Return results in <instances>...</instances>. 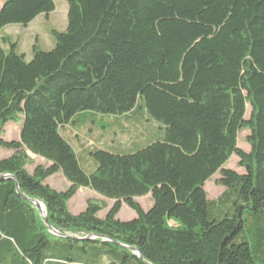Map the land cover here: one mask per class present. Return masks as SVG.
Returning <instances> with one entry per match:
<instances>
[{
	"label": "trees",
	"instance_id": "1",
	"mask_svg": "<svg viewBox=\"0 0 264 264\" xmlns=\"http://www.w3.org/2000/svg\"><path fill=\"white\" fill-rule=\"evenodd\" d=\"M55 1L0 0V34L48 18ZM67 1L53 50L34 45L27 61L0 42V150L13 152L0 159V264H264V0ZM138 111L160 135L132 154L92 151L86 174L62 131L82 114ZM29 154L49 166L30 173ZM233 156L244 173L226 168ZM59 173L66 191L47 183ZM216 174L225 192L209 201ZM80 189L114 202L105 218L93 202L70 211ZM124 205L138 217L118 219Z\"/></svg>",
	"mask_w": 264,
	"mask_h": 264
},
{
	"label": "rangeland",
	"instance_id": "2",
	"mask_svg": "<svg viewBox=\"0 0 264 264\" xmlns=\"http://www.w3.org/2000/svg\"><path fill=\"white\" fill-rule=\"evenodd\" d=\"M55 2L56 11L49 18L35 20L27 27L20 25L8 26L0 34V42L6 38L9 42L17 43V52L25 55L27 61L32 58V48L34 45H37L42 51L49 52L53 50L55 48V40L51 32L53 30L59 32H65L67 30L69 7L67 0H56ZM5 46L8 48L7 45ZM250 112L251 109L249 107L248 116ZM82 115H87V117L75 118L72 126L66 128V132L62 131V135L78 154L80 165L86 174H91L95 171L96 164L89 155L92 151L105 149L118 154H132L140 150V148H144L146 144H149L156 136L160 135L159 126L161 127V125L151 120L143 111H138L132 118L93 113ZM22 125L23 118L17 122L9 123L6 126L2 138L8 142L18 140ZM249 133L248 131H244L240 134L239 138V148L245 152H250L251 150V146L247 142ZM112 147L119 149H112ZM12 154L13 152L0 150V159L9 158ZM29 156L32 162L28 167L30 173H33L38 166H49L43 159L32 154H29ZM239 163L240 159L237 156H233L226 165V168L242 174L244 173V169L240 167ZM220 180V174H216L206 183L205 190L209 201L218 200L225 192V188L220 184ZM47 183L57 191H66L70 187V184L61 173L51 177ZM89 202L97 203L105 207V210L99 214L101 219L106 217L114 205L113 201L107 200L89 189H80L78 194L69 203V209L74 215H79L86 210ZM139 203L145 211H149L153 201L151 196H147L140 199ZM229 210L230 203L209 209L212 218L217 220L223 219ZM39 211L44 218L46 213L45 208L42 206V209ZM137 217L134 210L124 205L118 219L122 222H129ZM118 253L124 254L122 251H118ZM131 264L137 263L133 262Z\"/></svg>",
	"mask_w": 264,
	"mask_h": 264
},
{
	"label": "water",
	"instance_id": "3",
	"mask_svg": "<svg viewBox=\"0 0 264 264\" xmlns=\"http://www.w3.org/2000/svg\"><path fill=\"white\" fill-rule=\"evenodd\" d=\"M34 204L36 205L37 209H39V210L42 209V206L45 208V206H44L42 203L34 202ZM45 210H46V208H45ZM44 219H45V221L47 222V212H46L45 215H44Z\"/></svg>",
	"mask_w": 264,
	"mask_h": 264
},
{
	"label": "crops",
	"instance_id": "4",
	"mask_svg": "<svg viewBox=\"0 0 264 264\" xmlns=\"http://www.w3.org/2000/svg\"><path fill=\"white\" fill-rule=\"evenodd\" d=\"M52 14H53V13H52ZM52 14H50V16H51ZM50 16H49V17H50ZM49 17H48V18H49ZM40 18H47V17H46V16H40L38 19H40ZM38 19H36V20H38ZM140 199H142V198H140ZM140 199H137V201L139 202ZM152 207H153V204H152L151 208H152ZM151 208H150V209H151Z\"/></svg>",
	"mask_w": 264,
	"mask_h": 264
}]
</instances>
